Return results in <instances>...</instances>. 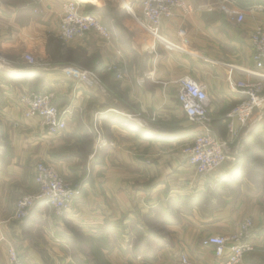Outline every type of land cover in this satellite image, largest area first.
Returning a JSON list of instances; mask_svg holds the SVG:
<instances>
[{
	"label": "crops",
	"instance_id": "1",
	"mask_svg": "<svg viewBox=\"0 0 264 264\" xmlns=\"http://www.w3.org/2000/svg\"><path fill=\"white\" fill-rule=\"evenodd\" d=\"M61 1L0 0V264H8L10 245L23 264H176L181 254L219 264L201 238L232 232L246 216L255 250L239 264H264V191L250 179L255 170L249 176L241 150L264 140V108L239 129L235 160L199 175L182 152L197 128L176 99L177 79L192 77L208 94L212 129L227 135V113L241 98L234 84L254 69L250 35L264 29V4L223 0L226 10L244 14L236 23L216 0H185L192 11L175 8L162 20V42L135 20L142 0H122L128 9L111 4L117 9L95 14L110 39L90 31L63 41ZM78 1L84 10L111 2ZM24 53L52 66H31ZM66 63H82L99 82L70 78L61 70ZM110 63L124 66L120 77ZM27 92L70 105L62 132L48 133L38 117L23 115L18 97ZM39 159L80 195L64 214L37 201L16 219L17 200L36 189Z\"/></svg>",
	"mask_w": 264,
	"mask_h": 264
},
{
	"label": "built area",
	"instance_id": "2",
	"mask_svg": "<svg viewBox=\"0 0 264 264\" xmlns=\"http://www.w3.org/2000/svg\"><path fill=\"white\" fill-rule=\"evenodd\" d=\"M255 1L258 2L253 5L256 9L264 4V0ZM175 8H180L185 14L192 11L191 5L185 0H142V14L135 16V20L155 40L164 42L160 33L161 22L164 18L172 16ZM222 9L227 8L223 6ZM226 12L236 23H241L244 19L242 12L236 10H226ZM90 31H95L104 40L111 37L110 30L95 15L85 12L81 2L62 0L58 36L65 40L83 37ZM183 32L182 29L179 30V33ZM250 46L254 69L249 73L248 78L238 80L234 84L241 98L227 113V135L223 138L212 129L211 118L208 115L210 100L205 87L188 75L177 79V102L187 120L197 128L193 139L182 147V152L187 163L199 175L214 174L222 165L235 160L231 155V149L239 138V129L247 125L255 111L264 108V29L262 26H256L252 31ZM24 58L31 66L45 69L51 67L49 62L38 61L28 53L24 54ZM2 61L8 63L5 60ZM108 69L115 70L117 76H121V68H117L114 63H110ZM61 70L78 82L95 84L98 81V75L93 70L74 65L62 66ZM53 98L52 93L27 92L19 95L18 104L25 117H38L48 133H60L66 127V115L70 112V105L57 107ZM234 121L237 122L236 125ZM33 179L36 190L17 200L16 219H24L37 201L45 202L56 215L64 214L81 192L78 185L67 182L51 163L43 159L35 162ZM253 228L252 217L246 216L239 222L236 230L226 234L203 236L200 243L203 247L212 249L219 264H239L246 254L255 250L251 240ZM7 257L8 264H23L14 246L8 247ZM176 264L196 263L187 255L181 254Z\"/></svg>",
	"mask_w": 264,
	"mask_h": 264
},
{
	"label": "rangeland",
	"instance_id": "3",
	"mask_svg": "<svg viewBox=\"0 0 264 264\" xmlns=\"http://www.w3.org/2000/svg\"><path fill=\"white\" fill-rule=\"evenodd\" d=\"M30 1H32V0H30ZM95 1V0H94ZM111 2H107L104 6L103 5H101V6H94L93 4H90V6H91V9H90V6H87L86 7V11L87 10H90L93 14H96L100 9H117L116 7L117 6H112L111 4H116V5H118V6H121L123 9H128L129 7L128 6H124V3H123V1L122 0H110ZM35 2V1H34ZM96 2V1H95ZM216 2H217V9H222V7L223 6H225L226 7V2L225 1H223V0H216ZM97 3V2H96ZM230 9V8H229ZM232 9H234V8H232ZM102 12H107V11H102ZM110 12V11H109ZM112 15V14H111ZM59 37V36H58ZM60 38V37H59ZM61 39V38H60ZM63 41H68L69 39H62ZM24 54H26V53H24ZM24 54H23V59L25 60V58H24ZM28 54H30V53H28ZM30 55H32V54H30ZM33 56V55H32ZM34 57V56H33ZM35 59H37L38 61H47V62H49L50 64H51V61L50 60H45V59H39V58H36V57H34ZM26 61V60H25ZM115 65H116V67L117 68H124V66H122V65H120L119 63H114ZM65 65H74V66H76V67H79V68H82V69H86V70H89L88 68H85V67H83L82 66V63H66V64H64V65H62V66H65ZM51 66H52V64H51ZM114 72H116L115 70H113ZM98 77V76H97ZM99 77H98V81H96V83H98L99 82ZM95 83V84H96ZM48 93V92H47ZM56 105V104H55ZM58 107V106H57ZM256 113V112H255ZM254 113V114H255ZM253 114V115H254ZM253 117V116H252ZM261 121V120H260ZM213 130H215V128H213ZM258 150H257V149ZM241 150H242V155H244V156H246V158H247V160H244L243 161V165H245L246 166V168L248 169V171H249V176H250V169L252 170V172L255 170V177L256 178H258V174L261 172V180L260 181H257L256 180V178H254L253 176H250V177H252V178H250L255 184H257V185H259L262 189H263V191H264V140H260V138L259 137H257L256 139H255V141L253 142V143H250V144H248V146H245V147H241ZM233 153H235L234 152V150H233ZM237 153H240L239 151L237 152ZM237 153H236V155H237ZM232 155V154H231ZM240 155H241V153H240ZM233 156V155H232ZM251 161V163H249ZM246 163V164H245ZM251 172V173H252ZM60 174V173H59ZM61 175V174H60ZM62 176V175H61ZM63 177V176H62ZM64 178V177H63ZM65 179V178H64ZM66 180V179H65ZM67 181V180H66ZM67 182H69V181H67ZM70 183V182H69ZM36 190V189H35ZM33 192H35V191H33ZM33 192H30V193H33ZM27 194H29V193H25V194H23L22 196H24V195H27ZM21 196V197H22ZM20 197V198H21ZM19 198V199H20ZM16 204H17V202H16ZM15 210H16V205H15ZM15 210H14V213H13V216L15 217ZM53 211V210H52ZM53 213H54V211H53ZM20 220V219H19ZM15 248V247H14ZM8 258V257H7ZM21 262H22V260H21Z\"/></svg>",
	"mask_w": 264,
	"mask_h": 264
},
{
	"label": "trees",
	"instance_id": "4",
	"mask_svg": "<svg viewBox=\"0 0 264 264\" xmlns=\"http://www.w3.org/2000/svg\"><path fill=\"white\" fill-rule=\"evenodd\" d=\"M236 1H238L241 4H244L246 6H250V5H253V4H257L258 3L257 1H254V0H236ZM90 9H91V6H90ZM84 11L87 12V13L93 14L90 10H87V11L84 10ZM93 15H95V14H93Z\"/></svg>",
	"mask_w": 264,
	"mask_h": 264
}]
</instances>
